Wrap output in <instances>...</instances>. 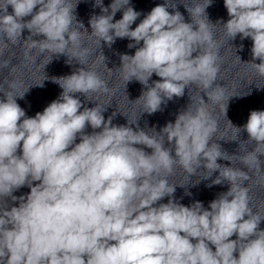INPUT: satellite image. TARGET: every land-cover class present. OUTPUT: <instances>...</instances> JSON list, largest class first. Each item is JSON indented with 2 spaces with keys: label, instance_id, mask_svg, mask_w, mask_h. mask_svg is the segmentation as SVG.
<instances>
[{
  "label": "clouds",
  "instance_id": "obj_1",
  "mask_svg": "<svg viewBox=\"0 0 264 264\" xmlns=\"http://www.w3.org/2000/svg\"><path fill=\"white\" fill-rule=\"evenodd\" d=\"M78 3L4 0L0 38L6 46L15 44L27 29L23 41L29 42V49L51 53L47 64L60 55L67 56L70 64L67 50L80 47L84 29L75 14ZM211 3L185 6L192 21L187 23L178 10L168 11L176 6L165 0L133 29L141 13L130 0H112L107 7L103 0H95L102 14L90 18V35L100 47L101 41L108 47L117 38L132 41L127 47L135 48V53L121 55L120 68L126 85L135 79L146 88L137 99L143 100L144 112L161 111L192 84L200 86L208 100L222 99L223 89L213 87L219 49L204 22ZM224 6L230 18L222 27L231 40L238 35L251 39L252 59L244 63L264 77V0H224ZM121 9L122 18L113 22ZM198 16L204 19L198 21ZM36 36L43 39H33ZM87 51L71 57L82 65L77 71L52 77L62 92L35 116H27L17 103L29 89L0 98V198L4 199L0 264H264V229L259 227L264 218L249 207L244 186L248 174L217 163L228 159L213 141L217 126L207 108L188 106L174 123L168 122L159 132L153 128L155 135L140 129L137 121L115 125L112 116L105 119L106 108L83 107L75 96L80 93L88 99L89 93L108 91L98 73L86 66ZM102 57L105 61L103 53ZM153 74L160 79L149 85ZM224 111L226 115L227 104ZM229 123L256 145L240 157L241 163L259 169L264 110L250 111L243 126ZM89 126L91 133L85 131ZM165 138L174 145V156L164 147ZM138 145L152 149L151 154ZM177 163L190 176L203 169L204 180L218 171L207 186L227 181L228 190L207 208L201 201L185 206L174 197L177 185L161 175H170ZM25 186L30 189L27 194L14 195ZM165 197L167 203H161ZM9 198L11 207L6 205Z\"/></svg>",
  "mask_w": 264,
  "mask_h": 264
}]
</instances>
